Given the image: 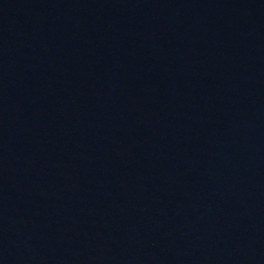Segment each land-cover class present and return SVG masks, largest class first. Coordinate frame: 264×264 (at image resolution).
Segmentation results:
<instances>
[{"label":"water","instance_id":"1","mask_svg":"<svg viewBox=\"0 0 264 264\" xmlns=\"http://www.w3.org/2000/svg\"><path fill=\"white\" fill-rule=\"evenodd\" d=\"M0 264H264V0H55Z\"/></svg>","mask_w":264,"mask_h":264}]
</instances>
